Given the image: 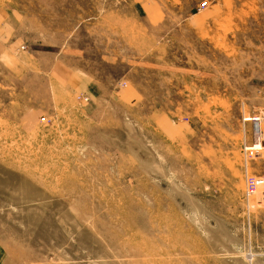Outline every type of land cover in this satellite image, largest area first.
Here are the masks:
<instances>
[{
  "label": "rangeland",
  "instance_id": "1",
  "mask_svg": "<svg viewBox=\"0 0 264 264\" xmlns=\"http://www.w3.org/2000/svg\"><path fill=\"white\" fill-rule=\"evenodd\" d=\"M258 122L264 0H0V264H264Z\"/></svg>",
  "mask_w": 264,
  "mask_h": 264
},
{
  "label": "built area",
  "instance_id": "2",
  "mask_svg": "<svg viewBox=\"0 0 264 264\" xmlns=\"http://www.w3.org/2000/svg\"><path fill=\"white\" fill-rule=\"evenodd\" d=\"M260 122L256 123L255 125V137H256V143L257 145L255 146L256 148L258 147H264L263 144H262V141L264 140V138L262 137L263 134H262V130L260 129ZM261 131V132H260ZM263 178H258V176H254V175H251V176H247L246 177V184L248 185V191L250 192H253L255 191L259 186L260 184L264 183V175L262 176Z\"/></svg>",
  "mask_w": 264,
  "mask_h": 264
}]
</instances>
